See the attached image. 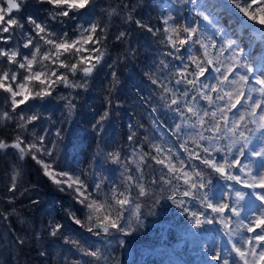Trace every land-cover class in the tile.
<instances>
[{"label":"snow or ice","instance_id":"snow-or-ice-1","mask_svg":"<svg viewBox=\"0 0 264 264\" xmlns=\"http://www.w3.org/2000/svg\"><path fill=\"white\" fill-rule=\"evenodd\" d=\"M182 4L191 6V22L187 18L181 22L172 13L157 17V26H153L134 15L136 7L131 0H121L116 8L107 6V22L89 16L96 0H0V94L5 96L0 120L5 127L14 124L11 142L0 138V151L15 152L17 169L19 162L30 158L41 165L43 175L59 191L71 193L79 208L66 209L67 218L92 237H110L113 231L127 234L128 210L133 205L140 209L137 201L154 199L158 191H167V199L190 214L195 228L220 225L226 229L239 262L264 264V67L257 66L264 62V51L246 54L244 46L249 32L264 44V0H218L212 5L182 0ZM30 6L34 14L23 15ZM116 14L125 24L134 23L158 45V63L146 74L154 90L142 102L155 117L159 108L152 106L151 100L158 95L164 110L177 118L168 131L177 141L183 137L181 148L186 157L176 156L171 148L165 150L144 136L149 140L146 148L136 139V131L127 136L128 154L123 149L108 150L104 142L107 124L113 107L122 105L118 96L107 95L106 107L95 115L91 128L97 143L104 145L106 158L116 170L122 169V184L113 181L105 192L103 174L93 172L89 182L86 172L62 165L58 148L63 129L56 127L54 117L39 110L36 102L58 100L63 102L67 116L76 112L79 92L88 90L100 69L113 68L105 59L109 24ZM202 23L209 25L211 32L202 29ZM113 39L130 43L131 33L119 30ZM128 53L135 54V50L129 46ZM109 75L113 81L109 92L114 93L118 75L114 69ZM210 77L211 82H207ZM42 121L50 122V126L37 134ZM152 123L163 126L156 119ZM251 157L260 161L258 169ZM242 158H248L249 163ZM148 168L153 173L150 177L145 174ZM213 173L225 178V191L216 201L208 195L213 181L205 180ZM228 181L251 191L237 190ZM22 183L23 173L16 171L8 187L12 194L9 203L16 200ZM248 195L261 206L254 219L242 218L240 211ZM189 200L199 202L203 210L192 211L187 207ZM3 218L7 220V214ZM234 223L250 234L239 237V243H233L237 231ZM46 231L53 240H62L69 252L78 253L80 258L66 257V264L69 260L73 264H102L106 259L98 248L84 247L79 238L69 235L65 224L55 217L47 222ZM25 242L26 237H16L19 245ZM209 261L238 264L216 250L209 253Z\"/></svg>","mask_w":264,"mask_h":264},{"label":"trees","instance_id":"trees-1","mask_svg":"<svg viewBox=\"0 0 264 264\" xmlns=\"http://www.w3.org/2000/svg\"><path fill=\"white\" fill-rule=\"evenodd\" d=\"M120 2L121 0H96L95 8L89 10V16L107 22L108 18L104 15V9L109 5L116 8ZM131 2L136 7L134 15L153 26H157V17L169 15L170 10L181 21L187 18L191 22L194 19L191 6L185 8L182 0L179 3L178 0H131ZM199 4L205 5L203 1H199ZM30 14H34L31 6L24 11L23 15ZM66 27L69 32L72 31L71 25ZM201 28L208 31L211 29L209 25L203 23ZM125 29L131 33L130 43L129 41L115 42L114 35L119 30ZM129 46L135 50V54L128 53ZM157 47L158 45L153 43L147 33L136 28L134 23L125 24L120 19V15L116 14L109 24L108 55L105 59V64H112L113 68L100 69L90 81L88 90L79 92L75 101L76 112L72 116H67L64 113L63 103L58 104L57 100L43 104L36 102L40 105L39 110L53 116L57 121L55 126L63 129L58 148L62 165L71 167L77 172H86L88 174L86 179L89 182L92 180L93 172L97 176L103 174L106 180L105 192L109 190L113 181L118 185L122 184V169L116 170V166L106 158V154L102 152L104 145L97 143L91 128L95 115L102 113L106 107L107 95L118 96L122 105L119 108L113 107V114L107 124L104 142L108 150L123 149L125 154H128L130 145L127 136L130 131L138 133L136 139L146 148L149 140H145L144 136L149 137L151 142L163 146L165 150L172 141L168 129L178 122L177 118L164 110L158 95L151 100L152 106L159 108L155 117L148 104L142 102V99H147L154 90L146 74L154 71L155 63H158L155 60L158 56ZM113 69L117 72L118 83L114 93H110L109 89L113 81L109 73ZM156 75H160L159 71H156ZM207 82H211V77ZM155 91L159 93L160 89L156 88ZM115 103L116 101L113 100V105ZM153 119L163 126L155 127L152 123ZM129 125L132 126L131 129ZM47 126H50V122L42 121L40 127L36 129L37 134L40 133L41 128ZM13 128L14 124L10 123L5 127L4 122L0 120V138L11 142ZM28 138L31 139V136L29 135ZM182 141L183 137L179 141L180 145ZM173 153L182 158L186 157V154L178 149H174ZM242 159L244 163L249 161L248 158ZM19 164L20 168L17 169L14 151L9 150L7 153L0 151V224H2L0 264H66V257L80 258L78 253L69 252L62 240H53L48 236L46 225L53 217L64 223L66 232L74 239L79 238L84 247L98 248L106 258L102 264H210L209 255L204 256V253L207 251L211 253L213 249H205L203 243L211 238H215L222 247L229 243V237L225 234L226 229L220 225H204L200 229L195 228L190 214L184 213L167 199V191H158L154 199L137 201L141 205L140 209H136L133 205L128 210L125 219L127 234L113 231L110 237H92L85 229L78 228L67 218L66 209L79 208V205L74 204L72 194L59 191L57 186L43 175L41 165L30 158ZM200 167L204 166L200 165ZM16 171H22L23 183L19 186L20 191L15 194L16 200L9 203L8 197L12 194L8 192V187ZM145 174L149 177L153 175L151 168L146 169ZM209 178L213 181L209 196L214 197L217 190L225 191L224 177L213 173L211 177L205 176L206 181ZM179 183L182 189L184 187L182 181ZM227 183L235 189L251 191L243 189L234 182ZM176 195L180 196V192L177 191ZM248 200L253 202L255 197L248 195L245 201ZM187 207L192 211H201L204 206L189 200ZM240 211L242 218L249 212L245 206ZM140 213L142 215H139ZM5 214L8 216L7 220L3 218ZM77 214L80 215V213ZM234 227L237 229L236 236L244 237L243 228L237 223H234ZM18 236L26 237L23 246L16 243ZM234 241L233 237V243ZM203 251L204 253L200 256L198 253L201 254ZM221 251H224L223 248ZM41 252H46V255L42 256ZM24 255L26 257L22 258ZM81 259H87V257ZM68 264L73 262L69 260Z\"/></svg>","mask_w":264,"mask_h":264},{"label":"rangeland","instance_id":"rangeland-1","mask_svg":"<svg viewBox=\"0 0 264 264\" xmlns=\"http://www.w3.org/2000/svg\"><path fill=\"white\" fill-rule=\"evenodd\" d=\"M199 1L200 2L203 1V3H205V5H208V1H210V3H212V4H215V2H217V0H199ZM209 11L211 12L212 9L209 8ZM172 13L173 12H171V10H170L169 14H172ZM181 22H183V21H181ZM209 32H211V29L209 30ZM244 46L246 48V54L247 53H253V50L264 51V44H261L259 42V36L254 34V33H251V32L247 33V35L245 36V38H244ZM257 66L258 67H264V62L258 63ZM0 100H1V102H0V110L2 111V106H3L4 100H5L4 94H0ZM57 102L59 104L62 101H58L57 100ZM62 135H63V133H62ZM170 136H171L172 141H170V143L167 145V147L171 148L172 152L174 151V149H178L182 153L183 150L181 148V145H180L179 141H177L175 136H173V135H170ZM257 143H259V142L257 141ZM172 144H174V146H171ZM251 160H252V163L255 165V167L258 169L259 166H260V161H257V158H253V157H251ZM247 163H249V161H247L246 164ZM237 190L242 191V189H237ZM220 192L223 193L222 191L217 190V192L214 194V197H212L213 201H216L219 198V196L221 194ZM244 206L247 207V209L249 210V212H247L245 214L244 218H252V219L255 218V216L257 214V211L261 207L259 201H257L256 199L253 202H250L249 200L248 201H244L243 202V207ZM245 223H247V219H245ZM1 226H2V224H0V228H1ZM242 231L244 232V237L250 235L247 232L246 229H242ZM25 232H27V231H25ZM239 237H242V236L240 235ZM239 237H237L236 235L234 236V239H235L234 243H239ZM27 239L29 240V237ZM1 242L5 243L3 241H1ZM29 242H30V240H29ZM226 242H227V240L225 241V243ZM9 244H11V242ZM203 246H204L205 249L211 248L213 250L221 252L224 256L228 257V259L230 261H237L238 264H242V262H239V258L235 256V253L232 252V244H230V243H227L226 246L224 245V247H222L221 243H219L215 238H211V239L206 240V242L203 243ZM222 248L224 250L223 252L221 251ZM203 253H204V251L201 252V254L200 253H198V254L201 256ZM207 253H210V251H207L206 253H204V256L209 255ZM25 257H26V255L22 256V258H25ZM249 259H252V258L249 257Z\"/></svg>","mask_w":264,"mask_h":264},{"label":"bare ground","instance_id":"bare-ground-1","mask_svg":"<svg viewBox=\"0 0 264 264\" xmlns=\"http://www.w3.org/2000/svg\"><path fill=\"white\" fill-rule=\"evenodd\" d=\"M217 2H218V0H217ZM217 2H215V4H216Z\"/></svg>","mask_w":264,"mask_h":264},{"label":"water","instance_id":"water-1","mask_svg":"<svg viewBox=\"0 0 264 264\" xmlns=\"http://www.w3.org/2000/svg\"><path fill=\"white\" fill-rule=\"evenodd\" d=\"M233 15H235V14H233Z\"/></svg>","mask_w":264,"mask_h":264}]
</instances>
